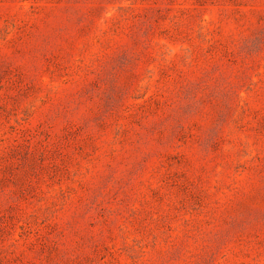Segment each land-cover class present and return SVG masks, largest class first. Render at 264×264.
Segmentation results:
<instances>
[{"label":"rangeland","instance_id":"obj_1","mask_svg":"<svg viewBox=\"0 0 264 264\" xmlns=\"http://www.w3.org/2000/svg\"><path fill=\"white\" fill-rule=\"evenodd\" d=\"M0 264H264V0H0Z\"/></svg>","mask_w":264,"mask_h":264}]
</instances>
